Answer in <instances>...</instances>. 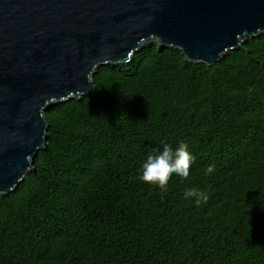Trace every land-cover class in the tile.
Returning a JSON list of instances; mask_svg holds the SVG:
<instances>
[{
  "label": "trees",
  "instance_id": "16d2710c",
  "mask_svg": "<svg viewBox=\"0 0 264 264\" xmlns=\"http://www.w3.org/2000/svg\"><path fill=\"white\" fill-rule=\"evenodd\" d=\"M94 81L47 111V146L0 195V264H264V32L214 65L150 43ZM161 140L194 156L167 192L139 178Z\"/></svg>",
  "mask_w": 264,
  "mask_h": 264
},
{
  "label": "water",
  "instance_id": "95a60500",
  "mask_svg": "<svg viewBox=\"0 0 264 264\" xmlns=\"http://www.w3.org/2000/svg\"><path fill=\"white\" fill-rule=\"evenodd\" d=\"M264 32V0H0V195L47 146V111L150 43L214 65Z\"/></svg>",
  "mask_w": 264,
  "mask_h": 264
},
{
  "label": "clouds",
  "instance_id": "9594fccd",
  "mask_svg": "<svg viewBox=\"0 0 264 264\" xmlns=\"http://www.w3.org/2000/svg\"><path fill=\"white\" fill-rule=\"evenodd\" d=\"M161 147L152 149L141 164L140 179L148 184L158 185L161 192H167V185L173 174L187 178L194 162V156L189 152L188 145L180 142L173 148L167 141L161 140ZM215 165L210 164L205 169V175H211ZM183 198L192 200L199 207L206 203L209 196L205 191L195 187L186 188Z\"/></svg>",
  "mask_w": 264,
  "mask_h": 264
}]
</instances>
